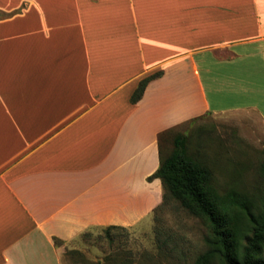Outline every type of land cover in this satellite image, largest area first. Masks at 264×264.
<instances>
[{"label":"crops","instance_id":"crops-1","mask_svg":"<svg viewBox=\"0 0 264 264\" xmlns=\"http://www.w3.org/2000/svg\"><path fill=\"white\" fill-rule=\"evenodd\" d=\"M0 14V264H64L90 229L139 227L164 200L148 179L162 133L264 116L250 97L264 0H0ZM213 64L217 90L245 87L243 104L211 102Z\"/></svg>","mask_w":264,"mask_h":264},{"label":"rangeland","instance_id":"rangeland-1","mask_svg":"<svg viewBox=\"0 0 264 264\" xmlns=\"http://www.w3.org/2000/svg\"><path fill=\"white\" fill-rule=\"evenodd\" d=\"M201 71L211 102L227 106L243 104L245 97L240 94L245 87L230 85L217 90L215 77L221 68L216 64L210 67V72L207 67ZM252 79L262 88L250 93V97L264 113V76ZM178 133L188 137L190 151L212 169L215 184L222 193L237 189L256 198L261 196L264 116L251 110L203 116L171 133L163 142L166 155L172 151V139ZM208 237L206 222L168 196L139 227L93 228L83 233L65 245L64 264H197L198 258L208 250ZM211 264L222 263L215 260Z\"/></svg>","mask_w":264,"mask_h":264},{"label":"trees","instance_id":"trees-1","mask_svg":"<svg viewBox=\"0 0 264 264\" xmlns=\"http://www.w3.org/2000/svg\"><path fill=\"white\" fill-rule=\"evenodd\" d=\"M161 74L144 79L131 101L141 100L149 82ZM175 129L160 135V167L148 179H160L164 200L170 196L208 225V250L197 264H211L215 260L222 264H264V190L259 198L237 189L222 193L212 169L190 151L184 134L174 136L173 149L166 155L163 142Z\"/></svg>","mask_w":264,"mask_h":264}]
</instances>
